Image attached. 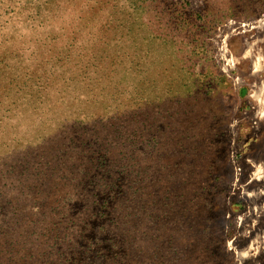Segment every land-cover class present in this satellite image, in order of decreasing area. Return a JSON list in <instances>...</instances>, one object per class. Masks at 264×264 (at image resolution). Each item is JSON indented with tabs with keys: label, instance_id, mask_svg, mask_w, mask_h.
<instances>
[{
	"label": "rangeland",
	"instance_id": "rangeland-1",
	"mask_svg": "<svg viewBox=\"0 0 264 264\" xmlns=\"http://www.w3.org/2000/svg\"><path fill=\"white\" fill-rule=\"evenodd\" d=\"M0 264H264V0H0Z\"/></svg>",
	"mask_w": 264,
	"mask_h": 264
}]
</instances>
